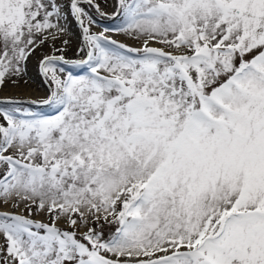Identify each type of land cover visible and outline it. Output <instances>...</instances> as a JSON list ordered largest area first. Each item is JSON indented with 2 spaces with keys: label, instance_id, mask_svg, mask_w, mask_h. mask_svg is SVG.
Here are the masks:
<instances>
[{
  "label": "snow or ice",
  "instance_id": "6c2138e0",
  "mask_svg": "<svg viewBox=\"0 0 264 264\" xmlns=\"http://www.w3.org/2000/svg\"><path fill=\"white\" fill-rule=\"evenodd\" d=\"M67 7L0 0V264H264V0Z\"/></svg>",
  "mask_w": 264,
  "mask_h": 264
},
{
  "label": "rangeland",
  "instance_id": "374dc122",
  "mask_svg": "<svg viewBox=\"0 0 264 264\" xmlns=\"http://www.w3.org/2000/svg\"><path fill=\"white\" fill-rule=\"evenodd\" d=\"M59 3L64 5V12H68V0H58ZM101 3V6L104 8V10L108 13H111L114 11V3L115 0H99ZM68 22H69V28L71 31V36L68 38L71 40L70 45L67 48V51L64 53L66 58H75V59H82L83 55L77 56V49L80 45V38H79V29L76 26L73 18L69 15L68 16ZM109 23L106 20L100 21V27H96L93 30L94 31H102L103 25ZM109 35H112L113 39H116L118 41H121L126 44H131L133 46H139L135 44L134 41H131L127 39L126 37L122 35H116L109 33ZM61 43L59 40L56 41V47H61ZM53 53V48L50 46V44H45L43 46H40L36 49V51L30 56L28 63H27V69L28 74L27 78L29 79V83L27 85L21 84L19 87H14L11 84L7 85L2 91H0V97L3 96H14V97H24V98H31V99H39L42 97H45L47 95V88L43 86L41 81V76L39 75V61L40 59L48 54ZM59 54V53H57ZM105 235L112 231L107 225L105 226ZM0 243H2V240H0Z\"/></svg>",
  "mask_w": 264,
  "mask_h": 264
}]
</instances>
